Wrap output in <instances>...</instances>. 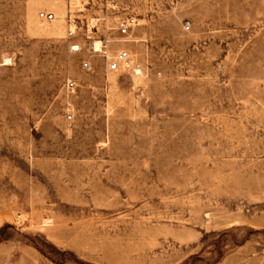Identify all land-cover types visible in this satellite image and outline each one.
Returning <instances> with one entry per match:
<instances>
[{"label": "rangeland", "instance_id": "1", "mask_svg": "<svg viewBox=\"0 0 264 264\" xmlns=\"http://www.w3.org/2000/svg\"><path fill=\"white\" fill-rule=\"evenodd\" d=\"M0 264H264V0H0Z\"/></svg>", "mask_w": 264, "mask_h": 264}, {"label": "built area", "instance_id": "2", "mask_svg": "<svg viewBox=\"0 0 264 264\" xmlns=\"http://www.w3.org/2000/svg\"><path fill=\"white\" fill-rule=\"evenodd\" d=\"M39 19L44 22H53L55 21L56 16L55 14L50 12H41L39 13ZM121 30L124 34L128 33L130 30V24L128 22H123L121 24ZM131 67H132L131 56L126 51L121 52L116 58L112 59L108 65V68L111 72H120L122 70H129ZM67 87L69 90H74L75 83L69 82Z\"/></svg>", "mask_w": 264, "mask_h": 264}, {"label": "bare ground", "instance_id": "3", "mask_svg": "<svg viewBox=\"0 0 264 264\" xmlns=\"http://www.w3.org/2000/svg\"><path fill=\"white\" fill-rule=\"evenodd\" d=\"M96 49H97V51H101L102 46L100 44H96Z\"/></svg>", "mask_w": 264, "mask_h": 264}]
</instances>
